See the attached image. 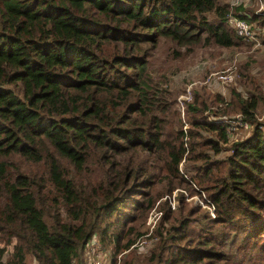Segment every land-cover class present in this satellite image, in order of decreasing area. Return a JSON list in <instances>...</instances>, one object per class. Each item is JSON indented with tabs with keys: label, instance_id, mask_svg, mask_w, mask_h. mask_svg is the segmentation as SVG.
<instances>
[{
	"label": "trees",
	"instance_id": "16d2710c",
	"mask_svg": "<svg viewBox=\"0 0 264 264\" xmlns=\"http://www.w3.org/2000/svg\"><path fill=\"white\" fill-rule=\"evenodd\" d=\"M229 2L0 0V264H83L93 234L128 250L118 264H264V47L234 64L227 97L193 89L183 119L168 81L180 49L245 48L230 15L264 46L254 0ZM231 114L251 127L229 142ZM175 189L214 217L170 209Z\"/></svg>",
	"mask_w": 264,
	"mask_h": 264
},
{
	"label": "rangeland",
	"instance_id": "374dc122",
	"mask_svg": "<svg viewBox=\"0 0 264 264\" xmlns=\"http://www.w3.org/2000/svg\"><path fill=\"white\" fill-rule=\"evenodd\" d=\"M257 39V38H256ZM258 41V40H257ZM245 42V48L240 50H236V52L232 53V50L228 49H220V48H211L207 47L204 48L199 45H195L191 47L189 50L180 49L179 56L174 57L173 54L171 56V62L169 66V72L174 73V77L169 76L168 81L174 80V86L173 91H176L180 88H183V92L174 95V99L176 100L179 110H180V116L183 119V102L188 101L191 96V91L193 89L198 88L199 86H205V89L208 94V100L212 99L215 92L223 95L224 97H227L228 92L227 89L229 88L227 84H232L234 82L233 79V71L235 70L234 64L238 61H240L243 56L250 54L251 57H256L259 55V53L263 49V44L258 41V43L255 42ZM260 71L257 70L256 74H259ZM220 75L224 76V79H220ZM261 77V82L263 79V75ZM264 109H260L258 112V118H262L264 116L263 114ZM232 117H220L219 119L222 120V122L225 125V130L228 135L229 142L234 140H239L246 136L249 133L250 127L248 124L246 127L243 126H234L238 123H244L240 117L239 114H231ZM210 119H213V117H208ZM247 123V122H245ZM230 126V127H229ZM233 128H232V127ZM186 127V123L183 122V128ZM227 128V129H226ZM225 152L222 153L225 154ZM183 190L188 195L192 193H188V191ZM172 193L174 195H178L179 192H177V189H175ZM202 193V192H201ZM175 195V196H176ZM204 195V194H203ZM206 198V195H204ZM177 201L176 205L179 206H194L192 201H185L184 198L180 201L178 199H175ZM156 202L154 203V206L152 209H156ZM159 207V204H158ZM200 209V212H204L205 209L197 206ZM150 209L144 219V233L134 240V244L131 245L133 250L137 254H144L152 247V239L150 236L153 233V229L156 228L157 224H155L153 227H149L147 224V219L149 216V213L151 212ZM264 238V237H263ZM261 239L262 244L264 243V239ZM103 247V246H102ZM105 250H107L111 257L122 259L123 256L128 252V250H122L121 252L117 253L116 255H113L112 253V245L108 244L107 246L103 247ZM259 254L264 257V251L259 252ZM120 262V261H119Z\"/></svg>",
	"mask_w": 264,
	"mask_h": 264
},
{
	"label": "built area",
	"instance_id": "2783aa9c",
	"mask_svg": "<svg viewBox=\"0 0 264 264\" xmlns=\"http://www.w3.org/2000/svg\"><path fill=\"white\" fill-rule=\"evenodd\" d=\"M247 2L248 0H230L229 6L230 8L231 7L233 8L234 6ZM254 4L255 7L253 9V13L258 16H261L264 20V0H254ZM228 24L233 29L235 35L241 37L242 40L247 42L258 43L255 34L251 28L252 25L247 23L243 18H239L235 15H230L228 16ZM219 77L220 79H224L223 75H220ZM234 124H235L234 126L236 125L243 127L247 126L245 122L241 124L240 123L238 124L234 123ZM181 192L183 193V198L185 201H192L194 204H197L200 207L205 208L209 216L214 217V207L212 204H209L208 200L205 198L203 193L200 192L199 195L198 194L188 195L183 190H181ZM168 203L170 209H173L175 206L174 193H172L170 197H168ZM159 214L160 212H157L154 209L151 210L147 219V224L149 225V227H153L155 225V221L158 218ZM82 261L83 264H113V263L118 264L119 259L111 257L109 252L102 247L97 236L93 234L85 244V248L83 249L82 252Z\"/></svg>",
	"mask_w": 264,
	"mask_h": 264
}]
</instances>
